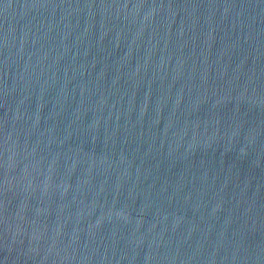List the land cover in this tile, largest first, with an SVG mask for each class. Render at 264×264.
I'll return each mask as SVG.
<instances>
[{
    "label": "water",
    "instance_id": "1",
    "mask_svg": "<svg viewBox=\"0 0 264 264\" xmlns=\"http://www.w3.org/2000/svg\"><path fill=\"white\" fill-rule=\"evenodd\" d=\"M0 264H264V0H0Z\"/></svg>",
    "mask_w": 264,
    "mask_h": 264
}]
</instances>
